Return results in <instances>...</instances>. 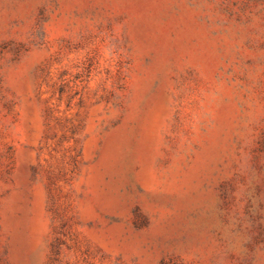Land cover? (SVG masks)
I'll return each mask as SVG.
<instances>
[{"label":"rangeland","instance_id":"obj_1","mask_svg":"<svg viewBox=\"0 0 264 264\" xmlns=\"http://www.w3.org/2000/svg\"><path fill=\"white\" fill-rule=\"evenodd\" d=\"M0 264H264V0H0Z\"/></svg>","mask_w":264,"mask_h":264}]
</instances>
